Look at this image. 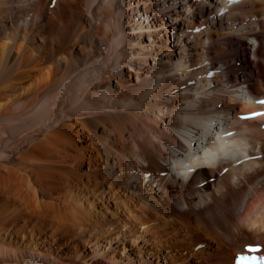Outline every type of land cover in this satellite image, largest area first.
Segmentation results:
<instances>
[{"label": "bare ground", "instance_id": "obj_1", "mask_svg": "<svg viewBox=\"0 0 264 264\" xmlns=\"http://www.w3.org/2000/svg\"><path fill=\"white\" fill-rule=\"evenodd\" d=\"M262 97L264 0H0V264H239Z\"/></svg>", "mask_w": 264, "mask_h": 264}, {"label": "rangeland", "instance_id": "obj_2", "mask_svg": "<svg viewBox=\"0 0 264 264\" xmlns=\"http://www.w3.org/2000/svg\"><path fill=\"white\" fill-rule=\"evenodd\" d=\"M35 16V15H34ZM147 40V39H146ZM149 40V39H148ZM240 65V62H236L235 63V66H239ZM11 156H16V153H14L13 152V154H11ZM82 170H84V171H86V172H88V167H87V164L85 163L83 166H82ZM107 198V197H106ZM106 198L104 199V202L106 203ZM51 200H53V199H51ZM110 205H112V207H113V204L110 202ZM13 206V205H12ZM27 206V207H26ZM29 207V208H28ZM29 210H28V209ZM97 208H98V210L100 211V210H102V211H100V212H97L98 210H97ZM97 208H95L96 210H94L95 211V213L96 214H98L97 215V219H102L104 216L103 215H101V213L103 214L105 211L102 209V207L101 206H98ZM31 209H32V207H30L29 205H23L22 207H21V211H20V214H22L21 215V217H20V221L19 222H21V223H19V225H24V224H26V223H28V224H31L30 222H33L34 221V223H32V224H37L38 226H40V227H42L43 228V230H50V228H51V226L53 225V223H52V221H49V217H42V216H39L38 215V213L36 212V211H34L33 209H32V211H31ZM28 210V211H27ZM30 211V212H29ZM29 212V213H28ZM33 212V213H32ZM26 214V215H25ZM50 214H51V212H50ZM34 215V216H33ZM108 215V214H107ZM37 216V217H36ZM98 216H100L99 218H98ZM23 217V218H22ZM25 218V219H24ZM31 218V219H30ZM106 218H108V219H111V216L110 215H108ZM27 219V220H26ZM23 222H22V221ZM26 222H25V221ZM32 220V221H31ZM6 225L7 224H10V222H9V220L8 221H6V223H5ZM44 224V225H43ZM41 228V229H42ZM100 232H102V229H98ZM104 231V230H103ZM79 232V233H78ZM78 235H76L77 237H80L81 238V233H80V230H78L77 232H76ZM80 235V236H79ZM197 247H200V245H198ZM200 261V260H199ZM199 261H198V263H199Z\"/></svg>", "mask_w": 264, "mask_h": 264}, {"label": "snow or ice", "instance_id": "obj_3", "mask_svg": "<svg viewBox=\"0 0 264 264\" xmlns=\"http://www.w3.org/2000/svg\"><path fill=\"white\" fill-rule=\"evenodd\" d=\"M261 103H264V101H261Z\"/></svg>", "mask_w": 264, "mask_h": 264}]
</instances>
